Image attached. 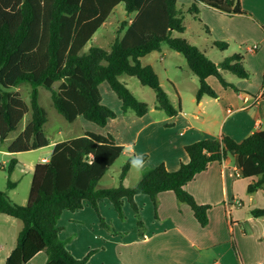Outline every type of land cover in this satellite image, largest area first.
Wrapping results in <instances>:
<instances>
[{"label": "trees", "instance_id": "16d2710c", "mask_svg": "<svg viewBox=\"0 0 264 264\" xmlns=\"http://www.w3.org/2000/svg\"><path fill=\"white\" fill-rule=\"evenodd\" d=\"M200 4L229 15H249L240 0H192L187 9L179 0H0L1 142L5 143L31 113L25 129L7 146V152L16 155L50 146L45 132L48 114L40 104V88L51 92L55 109L66 121L73 123L83 118L106 128L118 115L103 102L100 88L104 85L119 98L123 114L131 113L140 118L149 114V105L138 100L120 81L124 75L135 77L155 91L158 109L169 117L177 116L181 112V101L178 109L175 108L161 87L156 71L141 62L147 55L161 52L163 45L182 54L198 78L197 102L206 96L217 98L207 81L210 77L216 78L224 88L240 92L223 73H232L243 80L251 78L242 55L216 63L183 37L185 14L202 23ZM120 5L133 17L123 23L111 48L92 46L86 51ZM203 26L208 32V27ZM213 47L225 51L229 45L216 41ZM22 84L32 88L30 106L17 91ZM123 152L124 147L118 145L112 134L87 131L57 143L49 162L33 168L26 205L16 204L6 192L0 191V215L23 224L16 247L5 264H28L42 252L48 257L46 264H87L93 253L83 260L72 256L60 238L59 221L65 212H77L91 205L102 227L118 235L100 215L101 200H108L121 220L126 219L125 204H130L139 219L138 225L145 227L135 198L148 196L156 208L158 196L172 192L180 203L190 206L198 223L206 227L210 207L198 204L186 186L212 163L228 157L236 159L241 177L254 180L248 193L264 189V129L240 142L223 135L220 139L208 138L190 144L186 147L189 162L182 163L179 170L171 172L160 164L144 171L133 187L124 185L131 170L128 160L118 187L97 188ZM17 164L16 159L11 160L9 174ZM14 186L16 184L8 182V188ZM252 215L262 218L264 209H255Z\"/></svg>", "mask_w": 264, "mask_h": 264}, {"label": "crops", "instance_id": "0c3cea01", "mask_svg": "<svg viewBox=\"0 0 264 264\" xmlns=\"http://www.w3.org/2000/svg\"><path fill=\"white\" fill-rule=\"evenodd\" d=\"M254 1L258 3L260 12H256L255 6V11H248L249 15H229L204 4L198 5L202 22L200 25L208 27L207 32L203 26L212 38L204 39V42L210 44L212 49L214 42L224 39L236 41L234 36L238 34L240 44L252 43L247 46V53L243 56L249 70L254 68L253 62L264 49L261 46L263 40L260 39L261 35L264 36V0ZM179 2L186 5V9L192 4V0ZM132 17L129 15L130 19ZM241 27L250 28L248 38H244ZM231 31H235V35L230 34ZM153 53L160 55L144 57L141 59L142 64L145 65L146 58L151 63L145 66H151L156 71L160 62L163 71H167L166 54ZM261 76L263 84L258 89L252 90L240 82L234 84L240 92L233 90L232 93L226 91L216 78L210 77L207 81L217 93V98L206 96L200 102L196 100L199 80L193 79L191 85L194 96L191 102L194 107L185 109L181 105V112L175 117H169L161 110L165 115L156 118L153 111H160L157 106L150 108L149 114L141 118L131 113L124 115L121 102L115 103L118 117L108 123L107 133H98L91 127L83 133L112 134L118 145L125 147L131 144L135 147V153L123 152L122 155L128 156L127 161L132 155L143 153L147 156L146 171L164 164L169 171L174 172L179 170L182 163L189 162L186 147L190 144L208 138L220 139L223 135L240 142L255 131L264 129V67ZM172 83L181 96L178 85ZM107 94L111 95V92ZM63 135L60 130L57 136H48L50 146L46 148L51 150L50 156L57 143L70 140L62 139ZM253 182L252 178L241 177L236 159L228 157L222 162L212 163L186 186L198 204L210 207L209 224L206 227L198 223L189 205L180 203L174 193L165 192L158 196L156 208L148 196L135 198L141 216L147 210L153 213L149 223L144 221L145 227L150 224L153 229L143 233V236L138 234L120 238L113 235L102 227L100 217L93 207L86 205L82 210L62 215L59 221L60 238L65 242L66 249L78 260L93 253L87 264H264V230L258 225L260 219L252 215L255 209H264L258 206L264 189L248 193V187ZM128 206L131 208L126 203L124 211ZM99 211L106 223L116 231H126L124 227L120 229V218L108 200L99 201ZM22 228L23 224L19 220L0 215V264H5L15 249ZM81 240L87 244L78 246ZM47 260L46 253L42 252L28 264H46Z\"/></svg>", "mask_w": 264, "mask_h": 264}, {"label": "rangeland", "instance_id": "374dc122", "mask_svg": "<svg viewBox=\"0 0 264 264\" xmlns=\"http://www.w3.org/2000/svg\"><path fill=\"white\" fill-rule=\"evenodd\" d=\"M238 1V0H236ZM241 1V0H240ZM244 2V5L242 4ZM242 8L246 12L255 11V6H257L256 12H260L258 9V3L254 0H242ZM181 3H184L180 1ZM183 5V4H181ZM264 5V1H263ZM252 10V11H251ZM263 11L261 10V14ZM130 20L129 14L125 11V7L120 5L114 11V13L110 16L106 24L97 32L94 36L93 40L87 45L86 51L92 46H98L109 50L111 45L114 43L116 38L119 36V31L123 25V23L128 22ZM184 24L186 26V32L183 37L188 40L190 45L196 47L200 52L204 53L207 57L211 58L213 61H223L224 58L233 56V55H242L245 56L247 53V46L252 43H247L246 45L240 44L238 40L240 38L239 34L236 36L235 31H231L230 34L235 35L234 40H222L220 42L226 43L229 45L228 49L225 51H220L217 49H212L211 45L204 42V39H210V36L205 32L203 26L197 22L192 15L185 14ZM244 29V30H243ZM243 31L244 38H248L250 35V28L241 27ZM177 36V34H175ZM212 39V38H211ZM210 39V40H211ZM260 39L263 40L264 46V36L261 35ZM262 49V48H261ZM166 54L167 60L165 61V68L167 71H163V65L159 62V67L157 66L156 72L160 78L161 87L168 94L172 104L175 108L178 109L179 102L181 101V105L184 106L185 109L190 107H194V104L191 102V99L194 96V91L192 90L191 81H198V78L194 75V73L190 70L187 60L182 54H179L173 50H171L167 45L162 46L161 55ZM149 55L159 56L158 53H153ZM149 55L146 58L150 57ZM145 58V59H146ZM145 65H150V60H145ZM254 68H251L250 72L252 73L251 78L247 80H243L237 78L234 74L224 72V77L232 82L235 85H238L240 82H244L245 86L250 89H258L261 84H263V77L261 76V72L264 67V49L256 57V60L253 62ZM162 67V68H161ZM120 81L125 83L127 87L133 92L138 100L144 102L149 105V108L154 109L157 105L156 93L154 90L150 89L142 85V83L135 77L122 76ZM175 82L182 95L179 96L174 87ZM107 85H104L102 88L103 93V102L106 106L112 108L114 111L116 108L115 103L119 104V98L115 93L107 88ZM20 93L25 102L30 106V96L32 92V88L29 84H22L20 87ZM239 90V88H237ZM226 91L230 93L233 92L230 88H225ZM108 91L111 92V95H108ZM40 104L46 110L48 114V123L45 126V132L47 136L55 137L57 136L60 130L63 131L64 135L62 139H72L76 138L82 134H84V130H89V127L97 130L98 133H107L109 129L99 128L95 126V124L84 120L83 118L77 120L76 122L70 123L66 121L55 109L52 100V94L48 90L44 88H40ZM116 112V111H115ZM154 116L159 118L160 116H164V112L153 111ZM125 115V114H124ZM31 118V113H29L25 120L21 123L20 127L17 131L12 133L9 139L2 143L0 140V191L6 192L9 198L19 205H26L28 201V196L30 192V187L32 183L33 176V168L40 164L42 159L49 158V152L51 151L48 148H42L30 152H23L20 154L12 155L7 151V146L18 137V135L25 129V124L28 119ZM96 127V128H95ZM115 126H113V130H115ZM103 131V132H102ZM6 147V148H5ZM12 159H16L18 164L12 174H9V166ZM128 156L122 155L110 168L106 176L100 181L97 188L105 189V188H115L120 185V174L122 172L123 166L127 162ZM146 171V170H145ZM144 172V171H143ZM142 172V173H143ZM141 173V175H142ZM141 178L140 173L131 168V171L128 173V177L126 182H124L125 186L133 187ZM16 184L13 188H8V182ZM264 193V192H263ZM259 208H264V194L259 197ZM105 212V211H104ZM106 214V212H105ZM129 214V215H128ZM125 220L119 221L121 228L123 227L126 231H118V236L120 238L124 236H128V238L132 236H136L141 233L150 232L153 227L148 224L147 227H140L138 225L139 219L137 218L135 212L128 206L125 210ZM140 217L142 221L150 222L153 217V213L150 210L144 211L142 216L140 213ZM260 222L258 225L260 229L264 230V218H259ZM125 232V233H124ZM128 232V233H127ZM125 238V237H124ZM79 240V239H78ZM86 240V239H85ZM87 243L83 240L79 241L78 246H84ZM77 248V247H76ZM226 248H224V252ZM39 261V260H37ZM38 263V262H37Z\"/></svg>", "mask_w": 264, "mask_h": 264}, {"label": "clouds", "instance_id": "9594fccd", "mask_svg": "<svg viewBox=\"0 0 264 264\" xmlns=\"http://www.w3.org/2000/svg\"><path fill=\"white\" fill-rule=\"evenodd\" d=\"M124 151L128 153H135V147L131 144H128L124 147ZM95 160V156H93V162ZM130 167L137 171L138 173H142L147 165V162L145 160V156L143 153L134 154L130 157L128 161Z\"/></svg>", "mask_w": 264, "mask_h": 264}, {"label": "built area", "instance_id": "2783aa9c", "mask_svg": "<svg viewBox=\"0 0 264 264\" xmlns=\"http://www.w3.org/2000/svg\"><path fill=\"white\" fill-rule=\"evenodd\" d=\"M42 162H43V163H48L49 160H48V159H43Z\"/></svg>", "mask_w": 264, "mask_h": 264}]
</instances>
